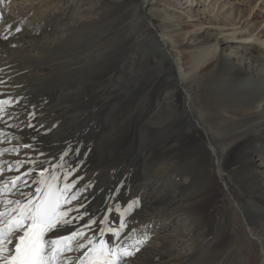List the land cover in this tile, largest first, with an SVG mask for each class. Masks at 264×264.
Returning a JSON list of instances; mask_svg holds the SVG:
<instances>
[{
  "label": "bare ground",
  "instance_id": "6f19581e",
  "mask_svg": "<svg viewBox=\"0 0 264 264\" xmlns=\"http://www.w3.org/2000/svg\"><path fill=\"white\" fill-rule=\"evenodd\" d=\"M12 1L0 0V100L10 98L17 103L15 106H7L11 116L0 114L7 122H0V150L9 149L0 154V162L6 161L13 165L11 170H8L6 165L0 163V167L5 169L3 178L23 176L24 172L37 166L33 161L38 160L45 161L42 167H46L50 173L59 157L63 155L65 147L58 145V141L54 139L50 141L51 144L37 149L24 147L29 145L23 136V133H27L25 131L30 129L36 134L42 133V123L47 122L49 118L52 123L55 121L52 117H59L57 111H48L46 108L52 101L68 102L76 98H91L85 99V105L80 107L75 116L77 124L95 128L94 124L100 120L98 124L102 122L100 126L103 127L101 142H110L109 136L114 133H117L116 138H119V142L111 150L115 157L111 165L118 167L120 175L113 172L101 177L96 170V163L89 161L82 164L80 172L72 175L69 182L78 177L82 178L78 180L72 192L78 189L86 190L80 193L79 201H73L65 208H78L79 204L83 203L85 208H80L79 212L73 211L70 215L75 217L86 212V217L82 221H76L74 225L49 233L46 239L68 236L72 228H83L86 241L87 238L97 235L94 234L97 229L105 226L118 229L119 237L111 234V239L107 240L99 236L96 237V242L104 240L110 248L118 245V252L121 249L135 252L133 256L124 257L123 264H183L185 260L193 257L196 246L198 247L202 240L197 233L191 232L190 221L195 217L196 221L193 222L198 225L203 211L191 212L186 208L174 217L169 216L173 206L180 202L178 195L169 187V181L173 183L176 179L167 178L168 175L163 170L168 166L160 165L161 167L156 169L158 176L150 174L151 167L159 165L163 154L160 155V151L156 150L157 145H153L155 140L146 138L145 135L155 134L161 127L174 120L190 131L201 127L208 133L211 143L206 146L201 142L202 161H209L213 153L223 157L228 150H235L238 175L244 185L257 193L255 201L250 203L253 210L244 209L241 212L246 213L248 224L258 223L263 231V237L257 234V240L260 242L264 239V191L261 192L264 188V30L257 32L248 25L242 28L233 23H226L218 25V31L204 29L201 33L202 22L200 25H181L176 22L173 14L168 13L170 9L153 6L150 12L145 14L144 9L149 0H127L125 4H132V12L129 15L121 13L124 20H128L129 27L124 29L122 26V44L107 58L111 65L108 69L106 67V72L98 74L95 82H92L89 76L74 82L71 85L74 87L73 92L64 93L62 88L52 91L51 94L36 97L41 107L33 109L35 113L30 117L26 109H31L33 99L18 96L22 94L19 92L45 83L43 75L47 69L30 67L27 60L41 59L43 48H46V51L60 49L61 44L72 38L70 29L83 25L87 16L100 15L96 10L98 0H50L51 7L43 9L38 21L29 18V14L37 6L47 4L49 0L29 2L30 8L26 6L27 0H20L19 7L15 5L19 0ZM188 1L193 4L196 0ZM10 2L12 7L6 8ZM16 9L22 12L17 13ZM218 13L219 10L214 15L216 18L220 17ZM154 15L159 17L161 25L154 23ZM223 19L227 20V16ZM195 30L197 33L191 36V42H186L187 34ZM236 38L241 41H233ZM141 46H144L146 51L141 52ZM90 53L88 57L82 50L77 58L86 63L91 59ZM132 53L137 54L136 63L149 61L150 66L139 73L125 72L124 60ZM67 57L69 58L66 61H72L71 55H67L65 59ZM156 67L161 68V74L154 75L151 82H148L147 77H150ZM117 72L124 77L128 76L127 83L121 92L114 93L112 102L105 101L102 97L104 90L97 86L106 81L109 74ZM164 83H172L174 88L165 103L159 93V88ZM181 88L188 93V99L184 101L181 98ZM144 90L148 91L150 98H147L145 93L142 94ZM137 100H144L145 107L142 108ZM131 103H136V108L126 111V105ZM84 110H88V113H83ZM119 113H124V116L113 118ZM164 116L166 119L161 122ZM108 124L111 126L106 129ZM77 132L73 130L72 133ZM176 147L171 145L169 149L173 151ZM44 154L50 158L42 159ZM255 155L260 159L259 164L253 161ZM17 161L22 162V165H17ZM153 173L155 174L154 171ZM204 175L208 180H212L209 171H204ZM23 179L28 180L31 187L18 185L19 191L13 190L9 193V199L23 200L20 191L28 192L36 187L32 184L31 177ZM9 187H12L11 184ZM120 188L124 189L123 193ZM136 194L142 198V204L136 203L131 211L125 214V209L133 204ZM0 211H3L2 207ZM88 216L98 221L91 229L84 227L86 223H90ZM101 218L108 219L107 223H99ZM122 223H126L127 227L122 228ZM63 243L62 241L61 247ZM137 249L139 250L136 251ZM80 254L73 251L66 255L74 260ZM53 264L60 262L56 260Z\"/></svg>",
  "mask_w": 264,
  "mask_h": 264
},
{
  "label": "rangeland",
  "instance_id": "374dc122",
  "mask_svg": "<svg viewBox=\"0 0 264 264\" xmlns=\"http://www.w3.org/2000/svg\"><path fill=\"white\" fill-rule=\"evenodd\" d=\"M33 1L37 0H27V8L31 7L29 2ZM126 1L127 0H98V3H96V10L100 15L87 16L83 25L70 29L72 38H68L65 43L61 44L59 47L60 49L46 51L47 49L43 48L45 52L41 51V59L27 60L30 67H45L47 69L43 75L45 83H42L38 87L36 86V88L33 87L19 92L22 94L18 96L23 95L28 99H33V106L31 109H26L28 116L31 117L33 115V109L38 106L41 107L40 103L36 101V97L48 95V93L51 94L53 93L52 91L62 88L64 89V93L73 92L74 87L71 85L74 84V82L87 79L88 76L91 78L92 82H95V78L98 74L106 72V67L108 69L111 65V63L107 61V58L111 57L114 51L120 48L122 44L124 37V33L121 30L122 26L124 29L129 27L128 20H124V15L121 13L124 12L129 15L132 12V4H125ZM12 2L8 3L6 8H11ZM19 2L21 1L19 0L15 3L18 7ZM50 4L51 1L49 0L47 4L41 7L40 5L37 6L32 10V13L29 14V18L38 21L43 14V9L45 10L51 7ZM153 6L155 8L170 9L168 13L173 14V16L176 17V22L181 23V25H200L202 22L204 25L202 24L203 30L200 31L201 33H203L204 29H209L211 31L214 29L218 31V25L226 23H233L242 28L248 25L257 32L264 30V0H196L193 4H190L188 0H149L144 9L145 14L149 13L150 8H153ZM218 10V15H220V17L216 18L214 15H216ZM16 12L20 13L22 11L16 9ZM224 16H227V20L223 19ZM153 20L156 25H161V20L156 15H154ZM196 33L197 31L195 30L187 34L188 40H186V42H191V36H195ZM38 40L41 41V39H37V41ZM233 41L238 42L241 41V39L236 38L233 39ZM140 48L141 52L146 51L144 46ZM76 49L80 50L77 51ZM82 50L87 53L86 56L91 52V59L86 63H82L83 60L81 61V59L77 58ZM67 55H71L72 61H66L69 58L67 57L65 59ZM136 56L137 54L132 53L124 60L123 70L125 72L133 74L139 73L150 66L149 61L136 63ZM60 57L63 59H60ZM160 69V67H156L152 71L150 77H147V81L151 82L154 75H160ZM127 77L128 76H122V74L118 72L116 74H109L106 81L97 86V88H102L104 90V94L102 95L103 99L112 102L114 93L123 90L127 83L126 80H128ZM173 91L174 88L172 83H164L160 86L159 93L160 96L163 97L164 103L166 102L165 99L171 97ZM143 93L146 94L147 98L151 97L148 91L144 90L142 91V94ZM91 94L92 92L89 96ZM181 98L183 101L184 99H188V93L183 88H181ZM85 99L76 98L68 102H59L55 100L48 103L46 107L47 110L53 112L57 111V114H59L57 118L52 117V120H55L54 122L57 123L49 122L51 121L49 118L47 122L41 124V128L44 127V130L41 131L42 133L36 134L34 130L29 129L25 131L27 133H23V136L27 139V144H29L32 149L47 146L51 144L50 141H52V139L58 141V145L63 148L65 147L66 151L63 149V155L61 156L63 159L59 157L57 163H55V167H53L61 177L64 175V169L72 172L73 175L78 174L82 168V164L89 161L96 163V170L101 177L107 176L113 172L120 175L118 167H112L111 165V162L115 159L113 156L114 153L111 150L114 148V145L119 142V138H116L117 133L109 136L110 142H101L103 137L101 138L100 136H102L103 133H101L102 126H100L102 122L98 124L100 120L98 123L94 124L96 125L95 128L88 127L87 125L82 127L79 123L77 124L75 120V116L78 114V111H80V107L83 104L85 105ZM88 100H91V98ZM138 102L141 104L142 108L145 107L144 100ZM133 104L134 103L126 105V111L135 109L137 104ZM11 105H17L16 101H12ZM82 112L87 114L88 110ZM119 114H115L113 118L119 119L124 116L122 115L124 113ZM51 115L54 116L53 114ZM106 118L107 116H105V119ZM161 119H163L161 122L165 121L166 116ZM58 120H60V123ZM110 126L111 124H108V126L106 125V129L110 128ZM123 126L125 127L126 125ZM161 128L155 134L151 136L145 135V137H150L151 140L154 139L155 142L153 145H157L156 150L160 151V155L163 154V158L160 160L161 164L159 163V165L157 164L158 166L155 167L154 165L151 167L150 171L152 172H150V174L152 176L154 175V177L158 176L159 172H156V169L161 166H168V168L165 167L163 170L165 174L168 175L167 178L176 179L173 183L169 181V187L178 195L180 202H177L173 206L174 208L169 216L174 217V215L179 214L182 209L186 208L191 212L203 211V215H200L201 222L199 221L198 225L193 222L196 221L195 217L191 218L190 221L192 225L191 232L194 234L197 233L199 237L201 236L200 238L202 241L199 243L198 247L196 246L195 255L185 260L183 264H264V239H261L259 242L256 238L258 235L263 237V231L260 230L258 223L257 225L248 224L246 213L241 212V210L244 211V209L253 210L250 203L255 201L257 193L244 185L242 178L238 175L236 171L235 150H228L223 157L213 153L209 161L205 162L201 159V142L206 146H210L211 140L204 129L197 127L194 131H190L176 120L168 122ZM73 130H77L78 132L74 134L72 133ZM15 132L19 133L18 130H15ZM171 145L177 146V149L174 150L173 148V151H171ZM106 146L109 147L107 148ZM152 152H154V150H152ZM65 153H68V155L65 156ZM75 157H78V159L75 160ZM45 158L47 157L44 154L42 159ZM253 161L255 164H259L260 159L255 155L253 156ZM61 164H63V168L59 167ZM72 165H74V167ZM33 169H37V166L33 167ZM39 170L40 169H38L37 172ZM204 171H209L212 180L206 178ZM136 178L137 176L135 179ZM182 184H185V186L181 187ZM57 186H63V181L61 180L60 183L58 182ZM120 189L123 193L124 189ZM262 191H264V188L261 189V192ZM134 197L133 202H135V204H142V198H140L138 194ZM104 220L106 221L108 219L104 218ZM196 227L200 229H195ZM103 228L107 227L104 226L100 229ZM98 233L99 231L94 233L97 234L96 237L100 236L107 240L112 237V233L109 232H104L103 234Z\"/></svg>",
  "mask_w": 264,
  "mask_h": 264
},
{
  "label": "snow or ice",
  "instance_id": "6c2138e0",
  "mask_svg": "<svg viewBox=\"0 0 264 264\" xmlns=\"http://www.w3.org/2000/svg\"><path fill=\"white\" fill-rule=\"evenodd\" d=\"M11 103L10 98L0 100V114L11 116L12 114L7 110V106ZM3 115H0V122L6 124ZM24 147L31 146L25 145ZM7 151L9 149H2L0 154ZM64 155L66 156L68 153ZM0 163L6 165L8 170L13 167L6 161ZM16 163L22 165L20 161ZM33 163L37 164V169H29L23 173V176L16 175L7 179H4L2 175L5 171L4 167H0V196H2L0 207L3 208V211H0V264H53V261L56 260H59L60 264H123L124 257L135 255V252L124 249L118 252V245L110 248L104 240L96 242V235L85 241L86 234L83 228H72L68 236L46 239L49 233H55L58 229L66 228L74 225L78 220L85 219L86 212L75 217L70 215L73 211L79 212L80 208H85L83 203H80L78 208H65V206L71 205L73 201H79L80 193L86 189L72 192L78 180L82 178L78 177L69 182L73 173L67 169H64V175L61 177L55 168L49 173L46 167H42L45 161L38 160ZM59 167L63 168V164ZM38 169L40 170L37 172ZM34 172H37V175L34 176ZM23 177H31L32 184L36 187L28 192L20 191L23 200L9 199V193L13 190L19 191L18 185L31 187L28 180ZM61 180L63 187H58L57 184ZM9 184L12 187H9ZM69 193L72 194L69 195ZM134 206L135 202L125 209V214L131 211ZM116 211L120 210L116 209ZM87 219L90 223L84 225L86 228L91 229L98 223L90 216ZM99 223H107V221L101 218ZM121 227H127L126 223H122ZM97 231L100 234L109 232L115 237L120 235L118 229L111 227L97 229ZM13 240H15L14 244ZM62 241L64 243L61 247ZM9 245L12 246L9 247ZM73 251L81 253L74 260L66 255Z\"/></svg>",
  "mask_w": 264,
  "mask_h": 264
}]
</instances>
